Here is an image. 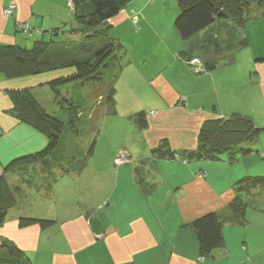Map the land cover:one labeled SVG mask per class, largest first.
<instances>
[{
	"label": "crops",
	"instance_id": "obj_1",
	"mask_svg": "<svg viewBox=\"0 0 264 264\" xmlns=\"http://www.w3.org/2000/svg\"><path fill=\"white\" fill-rule=\"evenodd\" d=\"M167 1L137 0L106 23L108 36L125 50L122 58L136 68L132 76L120 70L118 82L124 77L126 88L138 86L139 94L136 107L123 112L114 85L118 111L105 118L119 135L127 126L139 133L134 142L112 144L105 156L93 151L82 166L64 167L57 148L40 163L5 171L47 145L40 133L17 122L8 90L32 87L45 111L37 90L52 91L36 87L35 80L7 84L0 75V179L17 201L0 226V242L15 245L30 264H264V191L243 197V224H232L227 210L240 180L264 177V6L251 10L242 29L217 21L183 41L174 27L176 0ZM149 3L153 6L144 18L150 25L148 44H153L146 48L129 36L136 33L134 18L140 22L136 14ZM11 6L15 9L7 17ZM78 9L86 13L88 6ZM25 25L32 32L20 30ZM113 26L124 27L127 37L114 35ZM54 30L60 42L82 39L65 0H0V45L28 48L39 39L50 40ZM190 59L199 60L201 73L186 63ZM141 112L147 124L143 130L134 120ZM235 114L262 130L247 146L253 153L233 162L226 155L218 161L181 157L197 150L204 122ZM162 141L176 153L172 158L154 153ZM120 148L127 149L131 163L115 167ZM207 213L223 217L225 246L203 257L190 225ZM21 218L52 225L21 227Z\"/></svg>",
	"mask_w": 264,
	"mask_h": 264
},
{
	"label": "trees",
	"instance_id": "obj_2",
	"mask_svg": "<svg viewBox=\"0 0 264 264\" xmlns=\"http://www.w3.org/2000/svg\"><path fill=\"white\" fill-rule=\"evenodd\" d=\"M130 2L131 0H72L75 9L73 16L82 29V39L78 42H60L55 40L58 31L54 30L49 41L39 39L28 48L0 45V75L7 84L35 80L36 87L48 86L56 95L55 98L60 94L59 89L70 83L100 84L101 75L108 67L107 61L111 58L118 62L125 55L122 45L108 36L109 27L105 24L123 11ZM80 5L88 6V11L79 13ZM176 5L178 14L174 27L181 40L188 41L217 21H228L242 29L250 18L251 10H260L264 6V0H176ZM102 29L105 30L101 34L103 37L94 39L93 35ZM31 89L33 88L8 90L15 119L19 124L40 133L46 139L47 145L36 154L15 160L5 171L40 163L59 146L64 124L44 110ZM115 94L114 87L110 88L106 100L107 116L116 115ZM68 105L76 108L73 104ZM71 110L69 111L72 112ZM144 117L143 112L134 116L136 125L142 130L147 127ZM261 132L248 117L238 114L228 119L209 120L200 127L197 150L182 152L180 155L189 161H218L220 156L226 155L233 162L237 156L246 157L253 153L247 146L257 141ZM93 148L94 142L88 151V157L92 155ZM154 153L164 158H172L176 154L169 151L167 141H162ZM255 190L264 191V177L244 178L235 185V195L227 206L232 224H243L246 208L243 197L251 195ZM16 203L14 191L1 178L0 226L4 224L8 211ZM19 221L21 227L36 224L44 229L52 225L48 220L21 218ZM223 227V217L218 213H207L190 225L203 257L224 248ZM0 264H30V261L15 245L0 242Z\"/></svg>",
	"mask_w": 264,
	"mask_h": 264
},
{
	"label": "rangeland",
	"instance_id": "obj_3",
	"mask_svg": "<svg viewBox=\"0 0 264 264\" xmlns=\"http://www.w3.org/2000/svg\"><path fill=\"white\" fill-rule=\"evenodd\" d=\"M89 1L91 0H88V2ZM132 2H137V0H131L130 4ZM167 2L171 3L169 0ZM150 5L153 6V3H149V5L144 8L143 12L136 14L137 17L140 18V22L138 25L136 17L134 18L133 25L136 33L134 36H129L131 42L132 40L134 41V39L140 40L145 44L144 46H146V48H149L150 45L153 44H148L150 42L151 33L149 30L150 25L148 21L145 20L146 14H149L148 12L151 9ZM119 27L120 26L111 27V32L117 36L125 35L124 37H127L126 29L124 30V27ZM104 32L105 30L103 29L102 31L98 30L97 33L93 35L95 37L94 39L103 37L101 34ZM57 39L58 38H55V40ZM46 41H49V39ZM151 52H153V54L155 53L154 50ZM119 64L121 68H119ZM107 66L108 67L101 75L100 84L83 85L80 83H70L59 89L60 94L57 95L56 98V95H54L53 92L51 93L48 88L37 90L41 101L45 104V108L49 110L46 112L52 116L54 115L53 117H56V119L64 124L58 146L60 150L59 154L64 156L63 159H60V163L64 165V167H69L71 165L82 166L85 163L84 160L89 159L87 154L93 142V151H95L96 156L102 157L106 155L105 152H109L108 150L112 144H116L115 142H134L137 138L139 132L134 131V129L129 126L126 127L128 130L123 131L119 135L120 130L108 121L111 119L105 118L107 95L110 88L114 87V85L119 88V92L122 96V100L119 102L120 110L124 112V110H130L131 106L136 107L133 104L137 101L136 96L139 94V87L130 85L129 88H126L124 85V77L118 82L120 70H124V76H132L136 73V68L133 70L134 67L131 66V61L128 58H122L118 62L110 58L107 61ZM50 94H53V97L50 98ZM68 103L73 104L76 108L74 107L75 109H73ZM116 110L118 111V108ZM125 148L118 149V152H127Z\"/></svg>",
	"mask_w": 264,
	"mask_h": 264
},
{
	"label": "built area",
	"instance_id": "obj_4",
	"mask_svg": "<svg viewBox=\"0 0 264 264\" xmlns=\"http://www.w3.org/2000/svg\"><path fill=\"white\" fill-rule=\"evenodd\" d=\"M67 7L69 8V10L71 11V13H74L75 9L73 8L72 5V0H65ZM15 9L14 6H11L9 9H7L5 11V16H10L12 14V11ZM20 30L22 31H28V32H32V29L25 25V26H21ZM190 67H195L194 72L195 73H199L202 70L200 68H198L199 65V60L198 59H190L189 61L186 62ZM181 102H184V100H181ZM131 163V158L129 156V154L125 151H120L117 153L116 158L114 160V166L115 167H121V166H126L129 165ZM200 178L203 177L202 174L199 175Z\"/></svg>",
	"mask_w": 264,
	"mask_h": 264
}]
</instances>
